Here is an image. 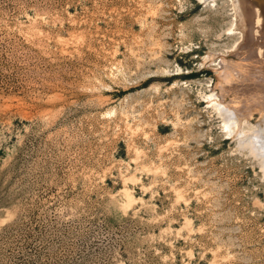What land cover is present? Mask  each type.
Masks as SVG:
<instances>
[{
    "label": "rangeland",
    "instance_id": "374dc122",
    "mask_svg": "<svg viewBox=\"0 0 264 264\" xmlns=\"http://www.w3.org/2000/svg\"><path fill=\"white\" fill-rule=\"evenodd\" d=\"M230 2L0 0V264H264V5Z\"/></svg>",
    "mask_w": 264,
    "mask_h": 264
},
{
    "label": "bare ground",
    "instance_id": "6f19581e",
    "mask_svg": "<svg viewBox=\"0 0 264 264\" xmlns=\"http://www.w3.org/2000/svg\"><path fill=\"white\" fill-rule=\"evenodd\" d=\"M231 2V6H233L234 9V19L231 23L232 30L244 31L246 28V24L248 25V13L246 14V12H252L254 6L264 5V0H231ZM262 14H264L263 10L260 11L259 9H256L255 17L257 18L258 25L262 23L261 21H263L261 20L263 18ZM238 44L236 46H238ZM260 53L263 54L262 51ZM206 100L208 103L211 104V106H213V108L218 112V114L222 116L223 128L224 130H226V133L231 137L238 136V139H242L244 136L243 134L247 133V130H245V128L242 126L243 119L240 118L239 115L231 107L224 105L214 93L208 94L206 96ZM252 128L253 133L250 135V139H243L245 140L246 144H249L250 148H252L253 151L260 154L259 156H263L261 158L263 159L264 168V114H262L259 122L255 126H252ZM125 196L127 197L126 202L128 201V204L133 201L135 197L133 193L129 190H126V194L124 195V197Z\"/></svg>",
    "mask_w": 264,
    "mask_h": 264
}]
</instances>
